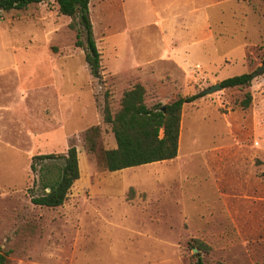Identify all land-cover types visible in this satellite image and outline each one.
Segmentation results:
<instances>
[{"label":"rangeland","instance_id":"1","mask_svg":"<svg viewBox=\"0 0 264 264\" xmlns=\"http://www.w3.org/2000/svg\"><path fill=\"white\" fill-rule=\"evenodd\" d=\"M89 9L99 78L76 46L79 18L55 0L0 13L6 264H193L195 240L208 246L205 264H264V2L91 0ZM252 72L250 86L204 94ZM137 84L149 108L201 97L183 107L175 160L110 173L104 152L117 144L104 109L117 113ZM71 146L81 176L67 201L34 205L33 158Z\"/></svg>","mask_w":264,"mask_h":264},{"label":"trees","instance_id":"2","mask_svg":"<svg viewBox=\"0 0 264 264\" xmlns=\"http://www.w3.org/2000/svg\"><path fill=\"white\" fill-rule=\"evenodd\" d=\"M49 1L51 0H0V13L24 10L30 5ZM55 1L62 15L79 18L83 31L77 33L76 46L85 49V61L91 75L99 78L101 53L90 19L91 0ZM70 27L74 29L75 25L71 24ZM82 35L85 40H82ZM256 75L257 72H252L235 76L223 80L220 84L222 89L243 88L250 86ZM145 94L144 86L137 84L124 92L121 108L117 113L112 114L108 105L104 109V122L111 126L117 144L115 149L104 152L105 168L110 173L175 160L179 153L183 107L201 97V94L179 97L166 106L149 108L144 102ZM251 101V95L246 94V98L241 102L242 108H249ZM88 142L89 150H94L92 137L88 138ZM31 171L38 174L36 184L39 189V193L32 196V203L41 207H60L67 201L70 190L81 176L78 151L76 147L71 146L66 153L36 156L33 158ZM193 248L199 250L197 260L193 264H205L200 254L207 252L208 246L195 240ZM6 261V254L0 252V264H6Z\"/></svg>","mask_w":264,"mask_h":264},{"label":"water","instance_id":"3","mask_svg":"<svg viewBox=\"0 0 264 264\" xmlns=\"http://www.w3.org/2000/svg\"><path fill=\"white\" fill-rule=\"evenodd\" d=\"M263 71H264V66H263V68H261V69L259 70V73H262ZM220 90H222V86H221V84L219 83V84H216L215 86L209 88L204 94L208 95V94H212V93H214V92H216V91H220ZM196 251H197V250H194V252H196Z\"/></svg>","mask_w":264,"mask_h":264},{"label":"crops","instance_id":"4","mask_svg":"<svg viewBox=\"0 0 264 264\" xmlns=\"http://www.w3.org/2000/svg\"><path fill=\"white\" fill-rule=\"evenodd\" d=\"M223 81V80H222ZM221 81V82H222ZM160 163H163V162H159V163H153V164H148V165H144V166H140V167H134V168H130V169H125V170H121V171H118V172H114V173H119V174H124L125 173V171H127V170H133V171H136V169H141V168H144V167H147V168H149V167H152L153 165H155V164H160ZM142 182H145V181H142Z\"/></svg>","mask_w":264,"mask_h":264}]
</instances>
